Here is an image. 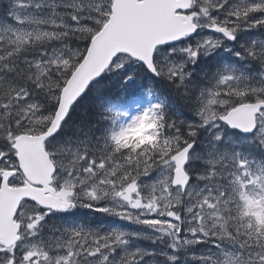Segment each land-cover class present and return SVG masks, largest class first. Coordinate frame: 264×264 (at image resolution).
Instances as JSON below:
<instances>
[{
  "label": "snow or ice",
  "instance_id": "obj_1",
  "mask_svg": "<svg viewBox=\"0 0 264 264\" xmlns=\"http://www.w3.org/2000/svg\"><path fill=\"white\" fill-rule=\"evenodd\" d=\"M0 264H264V0H0Z\"/></svg>",
  "mask_w": 264,
  "mask_h": 264
}]
</instances>
